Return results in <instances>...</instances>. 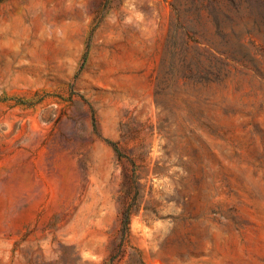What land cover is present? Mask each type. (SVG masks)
Segmentation results:
<instances>
[{"label":"rangeland","instance_id":"rangeland-1","mask_svg":"<svg viewBox=\"0 0 264 264\" xmlns=\"http://www.w3.org/2000/svg\"><path fill=\"white\" fill-rule=\"evenodd\" d=\"M227 4L0 0V264H264V18L233 59Z\"/></svg>","mask_w":264,"mask_h":264},{"label":"trees","instance_id":"trees-1","mask_svg":"<svg viewBox=\"0 0 264 264\" xmlns=\"http://www.w3.org/2000/svg\"><path fill=\"white\" fill-rule=\"evenodd\" d=\"M228 4L226 5V11L224 12L225 20L228 23V27L230 29L229 34H225L228 42V50L229 56L233 59H239L237 57L236 52L233 48L234 39H239V33L236 30L237 26L240 25L241 20L245 18L246 15L258 14L264 18V9L261 8V0H227ZM255 6L257 8H255ZM256 30L259 31V25L255 21ZM255 30V27L252 29L245 28L246 32H251ZM241 59H245V57H241Z\"/></svg>","mask_w":264,"mask_h":264}]
</instances>
